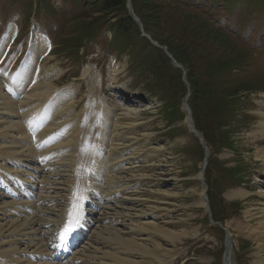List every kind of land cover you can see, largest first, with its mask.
<instances>
[{
    "label": "rangeland",
    "instance_id": "rangeland-1",
    "mask_svg": "<svg viewBox=\"0 0 264 264\" xmlns=\"http://www.w3.org/2000/svg\"><path fill=\"white\" fill-rule=\"evenodd\" d=\"M263 1H202V4L214 6L213 16L200 15L202 19L211 20L215 25L214 30L220 29L224 35L229 33L234 38L240 37L234 49L222 48L216 51L206 44L205 55L202 54V46L196 45L197 51L203 57L198 56V61L193 60V63H197L195 69L200 75L197 78L198 88L207 95L201 101H210V98L215 96L214 86L226 96L238 95L236 100H239L235 106V96L231 97L230 112L220 115H217L219 105L204 104L206 112L203 124L209 131L213 132L216 116L221 119V115L225 114V123H228L223 129V143L220 140L221 134L217 136L218 132L211 137L212 146L205 141L210 156L207 160L208 167L205 168L206 152L204 149L203 153L200 151L202 146L199 139L187 126L188 113L185 104L191 102V90L186 82L187 70H183L182 65V80L186 88L178 84L175 75H162L165 89L168 90V96L163 99L161 96L165 89L161 84L153 81L151 76H146L147 79L135 72L137 65L132 63L127 53L117 54L111 42L114 28L111 29L110 26H107L104 32L96 34L91 42L82 45L80 58H75L68 46L76 33L81 31L76 27V22L91 19V7L83 6V10H76L73 0H52L51 7H46L37 0H0V46L10 25L14 24L17 28V34L0 65L1 70L13 62L12 70L18 71L25 62H31L32 57L40 55L47 47V54L42 58L41 66L55 68L59 78L54 84L58 88L75 85L78 105L73 115H77L83 111L89 100V80L84 76V72L90 68L91 84L100 81L102 92L92 107L90 106V110L79 120L85 124L90 123L94 115L93 110H99L98 105L103 99L105 106L112 107V110L118 109L119 123L117 129H113L120 137L123 135L125 139H134L132 142L135 144L143 141L141 152L160 150V154L151 153L152 157L157 158L150 165L156 168L155 171L152 170L151 177L158 178L162 185L149 197L151 205L148 209L153 207L152 202L155 201H163L164 207L156 206L160 210H153L145 216L151 215L153 218L146 219L147 222L160 223L161 210H168L170 215L167 220H170V224L165 228L171 232L188 233L181 237L180 242L172 243L166 239L161 242L165 250H171L175 258L174 264H224L226 243L230 235L234 238L232 264H253L255 259L257 245L249 238L239 235L233 227H228V224L243 221L247 206L261 204L257 193L264 188L261 186L264 183V164L255 158L256 146L253 135L250 134L251 129L256 128L259 123V113L264 112ZM62 12L65 15H62ZM192 13L194 15V12ZM173 14L178 18L179 25L188 27L186 34L192 31L197 37L198 22L191 17L189 11L178 10ZM38 38L39 42L36 43ZM208 56L212 59H223L220 66L222 70L219 74H214V77L213 74L211 77L207 75L206 64L201 60L207 61ZM142 81L147 82L146 87L157 92L158 96H150L146 87L141 85ZM203 81L207 82L206 91ZM169 86L172 88L169 89ZM58 101L61 102L62 99ZM55 104L57 103L51 105V110ZM165 107L175 108L176 113L170 116L162 114ZM188 107L192 116L190 105ZM234 110H237V113H234ZM95 123L98 128L101 121L95 119ZM66 129L73 130L74 126L68 125ZM126 132L131 133L126 136ZM263 144L264 141H261V145ZM228 145L231 148H226ZM203 172L206 175L204 180H201L199 176ZM141 175L140 173L136 178L142 180ZM239 188L250 192L247 200L227 197L228 192ZM163 191H169V196L162 194ZM203 194L206 195L207 201L205 207L199 205ZM140 232L139 238H144L149 233L143 230ZM132 250L124 253L126 257L135 252L141 259L139 264H156L145 262L150 259L145 260L139 254L140 250Z\"/></svg>",
    "mask_w": 264,
    "mask_h": 264
},
{
    "label": "bare ground",
    "instance_id": "bare-ground-1",
    "mask_svg": "<svg viewBox=\"0 0 264 264\" xmlns=\"http://www.w3.org/2000/svg\"><path fill=\"white\" fill-rule=\"evenodd\" d=\"M16 34L11 24L0 46V65ZM47 50L18 71L12 70L13 62L0 69V264H139L135 252L126 257L129 249L140 250L145 260L150 259L145 262L174 264L171 250L161 242H180L188 233L165 228L170 224L168 210H161L160 223L147 222L153 218L145 216L160 210L156 206L164 207L163 201H155L148 209L149 197L162 185L151 177L156 168L150 165L157 158L151 153L160 150L141 152L143 141L135 144L134 139L120 137L114 130L118 109L105 106L103 99L90 123L79 120L102 92L100 81L91 84L90 68L84 72L88 103L73 115L77 88L54 84L58 72L41 66ZM53 103L57 104L51 110ZM259 117L250 134L255 158L264 164V112ZM95 119L101 121L98 128ZM68 125L74 129H66ZM140 173L142 180L136 178ZM263 189L257 193L261 204L247 206L243 221L228 224L257 245L253 264H264ZM168 192L162 194L169 196ZM249 195L243 188L227 193L229 199L247 200ZM202 197L199 205L205 207L206 195ZM67 220L77 236L86 237L81 247L79 242L69 245L71 236L63 232ZM141 230L149 233L139 238ZM230 236L224 264H232L234 255Z\"/></svg>",
    "mask_w": 264,
    "mask_h": 264
},
{
    "label": "trees",
    "instance_id": "trees-1",
    "mask_svg": "<svg viewBox=\"0 0 264 264\" xmlns=\"http://www.w3.org/2000/svg\"><path fill=\"white\" fill-rule=\"evenodd\" d=\"M37 1L46 7H51L53 5L52 0ZM161 1L162 3H160V0H132V6L143 25L145 33L159 43V45L166 47L173 58L184 67L185 71L187 70L186 82H188L191 90V102L189 101V105L196 129L201 133L207 144L213 145L211 137L217 132V136L221 134L220 140L223 143V129H225L228 124L225 123L227 119H224L225 114L221 115V119L220 116L215 117V126L213 132H211L203 124L204 112H206L203 107L205 103L211 106L219 105L217 109L219 112L217 115L221 113L228 114V111L230 112L229 107L231 106L230 98L234 97L236 94L226 96L223 94V91L214 86L215 96L213 98L211 97L210 101L202 102L201 100L205 99L207 95L198 88L199 84L197 78L200 77V75L195 69L197 63H193V60L197 59L198 61V56L203 58L197 51V44L202 46V54L205 55L207 52L205 47L206 44H209L216 51L222 48L225 50L230 48L234 49L240 37L234 38L229 33H227L228 35H224V33L220 32V29H215V31V25L211 20L202 19L200 15L213 16L214 10L213 5L202 4L203 0ZM227 2H232V0H227ZM73 3L76 10H83V6H88L92 9L91 19L84 22H76V27L79 30L81 29V31L76 33V36L70 41L71 44L68 46L69 50L73 51L75 58H80L79 51L82 45L91 42L96 34L104 32L106 27L110 26L111 29L114 28L113 39L111 41L112 46L117 54L121 52V54L127 53V55H129L132 63L137 65V70H135V72H139L138 74L145 78H147L146 76H151L152 80L161 84L164 89L165 83L162 81L161 76L170 73L175 75L181 87L186 88L182 80L183 70L175 69L171 59L162 49L155 47L149 40L142 37L139 25L134 21L127 9V0H73ZM177 9L182 12L189 11L191 17L198 22L196 33L199 37L198 35L196 37L192 31L186 34L188 27L178 24V18L173 14L174 11H178ZM192 12H194V15ZM80 13H82V11H80ZM62 15L65 14L62 12ZM105 19H107V21ZM114 19L115 22H113ZM110 28L108 27V29ZM63 42L67 43V41ZM201 60L206 64V73L208 76L213 74L212 77H214V74H219L222 70L220 69L223 63L222 58L212 59L208 56L207 61L204 59ZM132 63L131 67H133ZM230 72L228 74H230ZM146 83L147 82L142 81L141 85L146 87ZM203 84L206 91L207 82L203 81ZM168 88L171 89L172 86ZM146 92L150 96H158L157 92L147 87ZM167 96L168 90L165 89L161 97L165 99ZM237 97L238 95L235 96L233 100L235 106L239 102V100H236ZM174 110L175 108L169 109L165 107L162 114L170 116L176 113ZM234 113H237V110H234ZM226 148H231V146L228 145ZM200 151L203 153L202 147H200Z\"/></svg>",
    "mask_w": 264,
    "mask_h": 264
},
{
    "label": "water",
    "instance_id": "water-1",
    "mask_svg": "<svg viewBox=\"0 0 264 264\" xmlns=\"http://www.w3.org/2000/svg\"><path fill=\"white\" fill-rule=\"evenodd\" d=\"M127 7H128L129 12H130V13L132 14V16H133V19H134L137 23L140 24L141 31H142V33H143V37H145V38H147L148 40H150V41H151L156 47H160V45H159L157 42L153 41L148 35H146V34L144 33L143 28H142V25H141V23H140V20H139L138 17L135 15L134 10H133V8H132L131 0H128V5H127ZM160 48H162L163 50H165L166 53L168 54V56L173 60V64H174V67H175V68H177V69H183V67H182L180 64H178L177 61L174 60L173 57L167 52V48H165V47H160ZM189 96H190V95H188V97H189ZM185 108H186V111H187V113H188V117H187V126H188L189 130H190V131H191V132H192V133H193V134L199 139L200 144L204 147V140H203V138L200 136V134L198 133V131L195 129V127H194V125H193L192 118H191V114H190V109H189V107H188L187 104H185ZM205 150H206L205 162H206V164H207L208 148H205ZM203 178H204V173L201 174L200 179H203Z\"/></svg>",
    "mask_w": 264,
    "mask_h": 264
}]
</instances>
